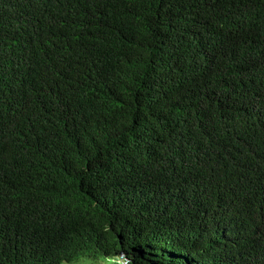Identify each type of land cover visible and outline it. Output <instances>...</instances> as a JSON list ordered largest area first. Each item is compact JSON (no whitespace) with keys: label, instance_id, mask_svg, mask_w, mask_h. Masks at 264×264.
I'll use <instances>...</instances> for the list:
<instances>
[{"label":"trees","instance_id":"obj_1","mask_svg":"<svg viewBox=\"0 0 264 264\" xmlns=\"http://www.w3.org/2000/svg\"><path fill=\"white\" fill-rule=\"evenodd\" d=\"M264 264V0H0V264Z\"/></svg>","mask_w":264,"mask_h":264},{"label":"rangeland","instance_id":"obj_2","mask_svg":"<svg viewBox=\"0 0 264 264\" xmlns=\"http://www.w3.org/2000/svg\"><path fill=\"white\" fill-rule=\"evenodd\" d=\"M116 259L115 258H102V259H93V258H82L79 262L76 264H112Z\"/></svg>","mask_w":264,"mask_h":264}]
</instances>
